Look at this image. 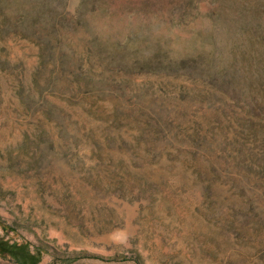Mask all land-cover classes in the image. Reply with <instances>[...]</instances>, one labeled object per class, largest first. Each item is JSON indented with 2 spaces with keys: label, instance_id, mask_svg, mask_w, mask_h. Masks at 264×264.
<instances>
[{
  "label": "rangeland",
  "instance_id": "374dc122",
  "mask_svg": "<svg viewBox=\"0 0 264 264\" xmlns=\"http://www.w3.org/2000/svg\"><path fill=\"white\" fill-rule=\"evenodd\" d=\"M0 222V264H264V0H0Z\"/></svg>",
  "mask_w": 264,
  "mask_h": 264
},
{
  "label": "trees",
  "instance_id": "16d2710c",
  "mask_svg": "<svg viewBox=\"0 0 264 264\" xmlns=\"http://www.w3.org/2000/svg\"><path fill=\"white\" fill-rule=\"evenodd\" d=\"M0 225H3L1 222H0ZM2 240V239H1Z\"/></svg>",
  "mask_w": 264,
  "mask_h": 264
}]
</instances>
